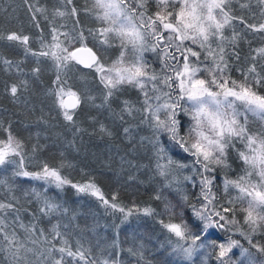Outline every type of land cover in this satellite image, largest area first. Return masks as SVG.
<instances>
[{"label":"snow or ice","instance_id":"obj_1","mask_svg":"<svg viewBox=\"0 0 264 264\" xmlns=\"http://www.w3.org/2000/svg\"><path fill=\"white\" fill-rule=\"evenodd\" d=\"M256 3L264 18V0H256ZM62 4L64 10L54 8L52 18L49 19L45 7L32 0H23L30 23L41 31L40 50L30 47L32 38L24 33L23 27L7 31L0 28V43L22 47L25 56L34 57L37 65L41 58L52 61L55 79L48 95L53 97L58 114L76 133L82 131L75 117L84 103L98 109H107L122 126L127 125L123 126L122 131L129 142L133 139L134 127L147 126L150 129L151 135L141 137L140 145L145 146L146 141L150 146L154 172L161 179L152 199L163 202V211L158 213L151 206L126 209L117 203V194H113L110 202L94 178L84 183H74L62 175L63 163L60 167H54L41 162L39 170H26L23 142L13 134L10 124L4 128L0 122V130L6 133L5 138H0V167L15 165L12 177L43 181V191L32 188L30 192L23 193L25 204L30 205L33 200L36 202L37 208L33 211L15 195L12 177L0 179V186H4L8 193L6 198L0 199V253L8 264H71L72 261L75 264H125L119 259V251L110 258L89 259L90 249L84 248L78 241L77 248L73 250L65 239V232L61 231V223H51L53 217L64 216L69 210L47 194L48 188L54 187L58 192H63L65 186L75 189L78 194L96 197L113 214L121 213V223L137 213L161 217L158 221L160 225L175 237V241L169 239L173 252L186 260H192L201 248L206 247L207 241L216 250L214 254L219 264H240L234 259V254L229 255L237 248L240 249V255L246 257V264H264V244L252 240V235L258 229L264 231V131L253 133L248 128L249 116L264 122V94L257 90L264 87V74L258 71V63L264 70V46L252 49L251 63L246 69H236L242 79L232 78L224 47L226 42L235 45L240 39L235 32L230 38L225 36V28L234 19H238L232 15V0H92L91 7L85 11L94 15L101 27L95 31L90 30L89 34L102 46L112 47L114 42H119V56L110 65H105L97 52L83 44L86 38L82 31L72 36L60 30L64 25H56V17L78 15L73 0H62ZM152 4L155 5V11H150ZM3 11L5 16L14 18L17 9ZM40 17L50 25L51 42L43 39ZM239 19L247 29L264 33V22L246 23L242 18ZM77 40L81 46L71 48L72 42ZM186 42L198 47L199 51ZM129 47L130 54L126 55ZM149 51L163 54L164 75L149 71L144 57ZM233 55L239 60L238 54ZM73 61L99 74V83L103 89L99 104L96 103L97 97L81 94L68 84L67 75ZM21 64L22 61H13L0 54V69L5 72H15L19 77H26L28 73ZM39 72V66L31 70L34 77H38ZM125 85L140 92L143 98L139 106L129 99H120ZM28 89V79L21 78L7 86L6 92L17 101L18 94ZM117 101L118 111L112 107ZM181 114L188 117L187 124L182 121ZM137 119L136 125L129 123V120ZM100 131L109 137L113 135L104 124H100ZM237 143L243 145V149L237 148ZM69 144L73 145L74 141ZM229 149L236 151L243 168L242 174L235 179L224 178V191L228 193L234 189L237 192L236 196L228 199L229 205L246 204L241 211L244 212L243 224L250 232L241 231L237 220L227 217V213L234 211L232 207L220 206L218 209L216 204L217 197L213 191L216 187V172L218 168H232L228 163ZM174 151L190 156L191 162L183 163L174 159L171 155ZM188 168L191 174L183 175V170ZM181 175L183 182L198 189L194 194V203L190 202L186 194L179 195L178 199L165 194V189L177 194L185 191L180 187ZM132 179L134 177L130 176L129 180ZM187 211L191 212V217H187ZM22 213L32 218L29 223L24 222ZM164 216H167V222ZM41 218H47L51 224L47 232L38 226ZM177 218L179 222H174ZM228 225L237 226V231L260 254L259 258L231 235L220 242L209 239L212 230L231 232ZM18 230L25 234L23 239ZM41 238L49 247H37ZM56 241H59L60 247L56 246ZM28 243L33 247H28ZM111 247L119 249L118 239L112 242ZM127 251L136 257L137 264H152V261L144 257L142 244L130 247ZM29 254L34 259H30Z\"/></svg>","mask_w":264,"mask_h":264},{"label":"trees","instance_id":"obj_2","mask_svg":"<svg viewBox=\"0 0 264 264\" xmlns=\"http://www.w3.org/2000/svg\"><path fill=\"white\" fill-rule=\"evenodd\" d=\"M47 9L49 19L52 18L54 8L64 10L62 0H32ZM75 7L78 9V15H66L64 17H56L57 26L64 25L60 30L68 32L70 35H78L81 31L85 36L83 44L92 48L100 56L101 61L105 65H110L118 58L117 46H102L98 41L93 40L89 31H95L101 24L94 20L92 14L85 11L88 8L82 4L80 0H73ZM247 4V7H241ZM12 8L17 11L14 18L4 15L3 10L11 12ZM70 9L71 6H68ZM232 15L238 19H234L230 26L225 28V36L231 37L235 32L240 39L236 44L225 43V59L230 65L232 78L240 80L242 76L236 71L237 68H247L251 63L250 54L252 49L264 46V33L253 32L242 24L239 18L246 23H261L264 18L260 15V6L256 0H232ZM10 19L12 22L10 23ZM40 25L43 29V39L45 42H51L50 25L47 21L40 17ZM23 27L24 33L32 39L30 47L33 50H40L41 31L30 23L27 9L23 5V0H0V28L7 31L9 29L18 30ZM63 40V37H60ZM80 41H73L71 48L80 47ZM215 47V44L213 45ZM116 47V48H115ZM199 51L198 47H194ZM101 52V54H99ZM233 53L238 54L239 60ZM0 54L13 61H22L21 67L28 75L19 77L15 72L8 73L0 69V122L3 127L7 128L11 125V130L24 144V167L28 171L39 170L41 162H47L54 167H60L61 163L65 166L61 169L62 175L66 176L72 182L84 183L89 178H94L95 183L101 189L105 198L111 202L113 194H117V203L127 208L139 207L143 209L146 206L153 207L158 213L163 211V202L152 199L153 194L161 183V179L154 172V158L149 151L150 146L145 141V146L140 145L141 137H148L151 131L147 126L133 128L131 142L123 135L120 122L115 119L107 109H98L89 103H84L77 110L75 117L77 124L82 129L76 133L63 117L58 114L53 104V97L48 95V90L52 88L55 79V69L52 61L48 58H41L39 65L31 55L25 56L22 47L9 46L6 42L0 43ZM201 54V60H203ZM190 59H194L191 58ZM149 71L160 74V68L157 64L149 63ZM39 66L40 72L38 77L31 74L34 67ZM158 69V70H157ZM258 71L264 74V70L259 67ZM21 78L29 81V89L19 93V99L14 101L6 92L7 86L13 82H17ZM68 84L73 90L81 94H90L97 97L96 103H100L102 86L99 83V75L94 69H83L74 61L70 65L67 75ZM150 87V86H149ZM264 94V87L257 89ZM140 92L125 85L120 94V99H129L137 103L142 100ZM113 108L117 111L118 101L113 103ZM182 121L187 124L188 117L181 114ZM129 123L136 125L137 120H129ZM100 124H104L113 133L111 137L100 131ZM248 128L253 133L262 130L260 125L257 126L256 120L249 116ZM6 133L0 130V138H5ZM74 141L73 145L69 142ZM135 145V147H133ZM35 146V151L33 148ZM237 148L241 149L242 145L237 143ZM174 159L183 163H190L191 157L186 154L174 151L171 153ZM17 159V157H12ZM228 163L232 165L231 169H217L216 187L213 191L216 194V204L220 206L232 207L233 212L227 213L229 219H235L241 231L250 232V229L243 224L244 212L241 211L243 205L236 203L229 205L228 199L237 195L236 190L230 189L225 193L223 180L225 177L235 179L237 175L242 174V161L237 159V153L234 149H229ZM71 164V167L68 165ZM15 165H5L0 167V179L12 177ZM191 174V169H184L183 175ZM132 176L134 179L129 180ZM182 187L185 191L177 194L172 190L165 189V194H171L177 199L179 195L186 194L190 198V202H195L194 194L198 189H194L188 182H183L180 177ZM253 179H255L253 177ZM11 182L15 188V195L20 197L22 204H25L23 193L30 192L32 188L43 191V182L31 180L25 177H12ZM176 185L173 186L175 188ZM47 194L52 196L58 203L62 204L69 211L64 216L53 217L51 223L59 221L62 225L61 231L65 232V239L68 240L69 246L75 250L78 246L77 242L83 244L84 248L90 249L89 259L110 258L116 251H119V259L125 264H137L136 257H133L127 249L130 247H139L143 245L144 257L152 261V264H213V249L208 242L205 241L206 247L201 248L192 258L186 260L182 255L173 252V245L169 243L171 238L175 241V237L171 236L158 222L161 217L144 216L137 213L129 217V219L121 223L123 216L116 212L113 214L111 209H106L102 203L93 196L86 194H78L75 189L65 186L63 192H58L54 187H49ZM8 195L4 186H0V199L6 198ZM26 207H30L35 211L36 202ZM22 218L27 224L32 219L25 213ZM187 217H191V212L187 211ZM74 217V218H73ZM167 222V216L163 217ZM174 222H179L178 218ZM63 225H67L64 228ZM39 227H43L45 231L51 227L47 218H41ZM230 227V225H229ZM231 229L237 231V226L231 225ZM21 239L24 238L22 230H18ZM233 239H237L247 248L244 236L237 233L228 232ZM226 235V236H228ZM49 239L51 237L49 236ZM119 242V249L114 250L111 245L114 240ZM209 239H213L212 236ZM215 239V238H214ZM253 242L264 244V231L257 230L252 235ZM56 246L60 247L59 241ZM28 247H33L28 243ZM37 247H49L48 244L41 243ZM58 255V254H57ZM30 259L34 257L29 254ZM71 259V258H67ZM0 264H8L4 255L0 253ZM71 264H75L72 261ZM84 264V262H81ZM143 264V262H141Z\"/></svg>","mask_w":264,"mask_h":264},{"label":"rangeland","instance_id":"obj_3","mask_svg":"<svg viewBox=\"0 0 264 264\" xmlns=\"http://www.w3.org/2000/svg\"><path fill=\"white\" fill-rule=\"evenodd\" d=\"M80 2L82 3V4H84V5H86L88 8H90L91 7V3H92V0H80ZM150 11H155V5L154 4H152L151 5V9H150ZM93 17H94V20L96 21V22H98V23H100L99 21H97L96 20V18H95V16L93 15ZM101 27V26H100ZM164 35L165 36H167V33H164ZM114 44L118 47L117 48V55L119 56V52H120V47H119V42L118 41H116V42H114ZM186 44H189V46H192V45H190V42H186ZM102 46V45H101ZM103 46H106V45H103ZM103 46H102V48H103ZM192 47H195V46H192ZM116 48V47H115ZM130 51H131V48L129 47V50H128V53H126V55L127 54H130ZM99 54H101V52H99ZM144 57L148 60V62L149 63H155V64H157L156 66H158L157 68H159V67H161L159 70H160V74H157V75H159V76H162V75H164L165 74V69H164V63H165V61H164V59H163V54L161 53V54H157V53H154V52H146L145 54H144ZM148 65H150V64H148ZM158 70V69H157ZM98 74V73H97ZM99 75V74H98ZM251 117V116H250ZM253 118V117H252ZM253 119H255V118H253ZM256 120V124H257V126L258 125H260V127L262 128V130H264V122H261V121H259V120H257V119H255ZM241 149H243V145H242V147H241ZM255 178V177H254ZM43 182V181H42ZM243 207H246V204L245 205H243ZM228 228H231V225H230V227H229V225L227 226ZM232 233H237V231H235V230H232L231 231ZM229 233L228 232H226V231H223V230H219V229H216V230H212V233H211V236L213 237V239L215 238V239H217V241L218 242H220L222 239H224L225 237H226V235H228ZM238 234V233H237ZM246 246H248L247 248H249L250 249V251H252L253 253H256V249L255 248H252L251 247V245L248 243V241L246 240ZM215 251L216 250H213V261H212V263L213 264H219V262L216 260V258H215ZM234 254V259H236L237 261H239L240 262V264H246V257H244V256H241L240 255V249L239 248H237V249H233V253H230L229 255H233ZM256 255H257V257L259 258V256H260V254L259 253H256Z\"/></svg>","mask_w":264,"mask_h":264},{"label":"water","instance_id":"obj_4","mask_svg":"<svg viewBox=\"0 0 264 264\" xmlns=\"http://www.w3.org/2000/svg\"><path fill=\"white\" fill-rule=\"evenodd\" d=\"M81 55L86 56L87 54H86V53H81ZM78 65H79L81 68L86 69V68L83 67V65H80V64H78Z\"/></svg>","mask_w":264,"mask_h":264}]
</instances>
